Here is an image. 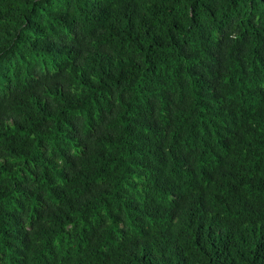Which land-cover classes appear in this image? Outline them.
Listing matches in <instances>:
<instances>
[{"label": "trees", "instance_id": "trees-1", "mask_svg": "<svg viewBox=\"0 0 264 264\" xmlns=\"http://www.w3.org/2000/svg\"><path fill=\"white\" fill-rule=\"evenodd\" d=\"M0 264H264V0H0Z\"/></svg>", "mask_w": 264, "mask_h": 264}]
</instances>
